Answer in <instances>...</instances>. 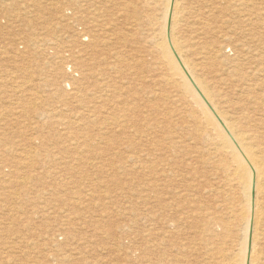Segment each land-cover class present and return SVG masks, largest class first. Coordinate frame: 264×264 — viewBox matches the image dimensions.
I'll use <instances>...</instances> for the list:
<instances>
[{"label": "bare ground", "instance_id": "obj_1", "mask_svg": "<svg viewBox=\"0 0 264 264\" xmlns=\"http://www.w3.org/2000/svg\"><path fill=\"white\" fill-rule=\"evenodd\" d=\"M47 6L53 17L36 13ZM207 15L196 0H0V61L10 59L0 66V159L27 149L126 152L117 168L142 169L145 181L126 186L145 202L142 255L131 251L140 264H264V133L235 114L247 96L222 92L225 51L240 54L228 33L208 36L218 17ZM231 15L241 20L236 8ZM153 126L150 153L140 148ZM81 245L79 259L65 252L60 264L103 262Z\"/></svg>", "mask_w": 264, "mask_h": 264}, {"label": "rangeland", "instance_id": "obj_2", "mask_svg": "<svg viewBox=\"0 0 264 264\" xmlns=\"http://www.w3.org/2000/svg\"><path fill=\"white\" fill-rule=\"evenodd\" d=\"M15 1L17 4L28 1L30 6L33 0ZM196 1L197 3L199 1V8L208 14V20L212 13L218 17L211 22L208 36L212 35L211 37L215 38L224 32L228 33L230 42L237 46L240 54L237 56L234 54L235 51L228 48L225 51L229 59L226 66H230L231 71L229 80L226 81L227 85L226 83L220 85L222 92L232 98L235 97L234 99L237 98L236 100L247 96L245 110L235 114L240 117L249 114L248 116L253 118L255 129L259 134L264 133V0H243L248 5L246 8L237 4L238 0H213L216 6L213 10L207 9L206 1ZM254 3H257L255 7L252 5ZM234 6L241 14L240 21L233 15L228 16L234 11ZM223 7L227 8L224 13ZM48 8L49 6L45 9L37 8L35 11L42 15L45 11L54 10ZM54 14L56 11L53 14L48 12L46 15L51 18ZM226 18L228 22H225ZM2 31L3 28H0V35H4ZM220 40L222 42L223 38ZM6 42L7 40L0 41V47ZM8 61L10 59L1 60L0 66L7 67ZM80 82L86 84L85 80ZM30 106L38 110L43 108L38 102L30 103ZM246 119L243 118L244 123ZM21 120L26 121L22 117ZM23 121L11 129L14 130L13 136L17 135V131H23ZM148 123L159 125L157 119H149ZM158 134L155 126L148 130V138L144 140V145L140 149L155 153L158 148ZM84 152L72 149L51 150L49 153L27 149L7 151L3 159H0V169L6 174L0 178L3 182L0 184V264H60L61 257L69 252V255L71 253L73 255L70 258L79 259L81 256L77 252L79 250L77 247L81 244L78 242H83L86 236V245L82 243L81 246L85 248V253L89 252L86 253L87 258L91 260L101 258L103 260L101 264H124L129 260L131 264H140L137 258L132 260L134 257L131 256V251L137 248V254L139 251L142 255L145 223L138 221V218L145 207V202L141 190L128 194L129 189L126 186L134 183H138L139 187L143 186L145 181L141 175L142 169L131 172L128 165L126 171H123V168L118 169L117 165L126 163L127 153L123 150L94 149ZM148 161L144 159L139 163L147 165ZM23 162L29 165L22 166ZM14 168L19 173H15ZM94 223H99V227L93 226ZM119 227H123L124 230L120 231ZM57 244H61L62 247Z\"/></svg>", "mask_w": 264, "mask_h": 264}]
</instances>
